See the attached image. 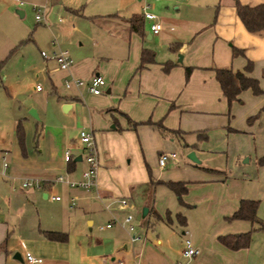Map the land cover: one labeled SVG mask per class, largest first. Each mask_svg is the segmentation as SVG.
Returning <instances> with one entry per match:
<instances>
[{"label":"crops","instance_id":"obj_1","mask_svg":"<svg viewBox=\"0 0 264 264\" xmlns=\"http://www.w3.org/2000/svg\"><path fill=\"white\" fill-rule=\"evenodd\" d=\"M146 1L92 0L88 8L77 4L71 7L60 5L69 19L67 26L60 31L78 32L76 26L87 25L92 29L91 33L98 30L108 38H101L100 41L95 38L90 55L88 51L72 50L74 62L71 60L67 71L60 70L53 60L41 58L44 71L47 73V66L54 65L51 71L61 73L62 81L75 78L87 82L92 74H98L104 80L101 88L104 95H92L81 87L71 88L67 96L57 97V107L60 104L69 105L65 114L61 111L62 114H53V119L59 124V128L54 129L58 130L56 134L60 144L55 156H61L63 165H60V160L56 164L43 161L36 166L18 161L6 165L5 169L0 165V264H28L25 253L37 260L34 264H110L116 261L121 264H264V229L251 227L245 221H225L236 210L238 201L247 199L258 202L256 217L264 225V165L257 166L255 162L264 155L263 138L257 142L254 162L245 168L234 166L229 179H223V174L192 181L195 195L199 198L197 201L187 196L189 199L186 198L185 202L193 200L205 204L203 209L192 214L186 212V216L177 208L174 211L171 208L173 193L165 186L167 182H174L171 180L143 178L142 189L135 192L132 188L138 183L131 180L118 190L110 179L115 171L100 165L93 189L81 190L55 181L59 176L69 182L81 180L85 165L77 142L79 130H89L94 144L107 150L109 145L119 140L120 132L126 135L130 131L126 127V118L131 122L144 120L133 115L140 107L145 111L146 105L156 104L163 110L168 104L180 101L185 93L193 95L200 103L212 102L219 96L223 99L212 68L241 71L248 61L252 66L249 75L257 80L264 93V33L257 36L245 31L235 14L233 0H151L155 3L153 15L161 29L153 35L149 31L150 22L143 20L142 34L138 35L130 31L127 21L132 16H141L138 13ZM237 2L250 7L264 5V0ZM10 6L7 2L0 3V16L6 14L11 18ZM25 6L33 12L30 4L23 2L18 6L13 3L18 18L24 16ZM33 44L43 47L48 53L54 51L48 44L40 45L37 41ZM80 47L82 43L78 44ZM231 48L240 54L232 56ZM142 49L153 54V63L137 70ZM178 55L179 62L175 61ZM3 61H0V70L4 66ZM166 62L172 67L163 72L161 66ZM17 63H14L12 77L4 75L6 87L0 82L5 95L0 97V107L5 115L9 101L16 99L20 86L17 82L24 79L26 73V63ZM186 67L191 68L187 79L184 77ZM49 83L54 92V82L49 80ZM240 96L247 101L249 97H257L258 102L252 104L253 110H259L263 104L262 95L253 96L249 91H243ZM76 112L82 113L79 118ZM34 114L39 119V114ZM60 115L69 119L61 120ZM259 119V123L264 124V113ZM18 120L24 118L9 120L13 134ZM114 125L120 129L119 132L115 131ZM257 129L261 132L264 125ZM70 133L73 135L69 138ZM3 145L0 134L1 163L7 153ZM17 147L20 154L21 149ZM187 149L186 162L195 168H202L196 152L188 145ZM66 150L75 151L74 155L71 154L74 163L63 161ZM190 153L197 162L187 158ZM20 155L26 159L23 152ZM171 155L173 157L163 167L157 164L158 170H164L167 163L176 160L175 155ZM76 164L82 166L79 171ZM22 177L32 180L37 188H21L17 181ZM130 183L133 187L127 190ZM144 185L148 186L147 190ZM15 186L20 193H15ZM118 193L122 197L118 198ZM187 193L188 189L181 201ZM51 196H60V199L51 200ZM120 200L126 201V207H120ZM182 203H178V207H188ZM143 209H146L144 215ZM178 214L184 217L182 224L176 218ZM126 215L132 218V232H128L122 223ZM138 215L140 218H137ZM109 223L110 227L105 228ZM248 231H251L250 242L244 249L231 251L217 241L218 236ZM43 232L65 234L66 240H48ZM131 237L137 239L131 242ZM184 238H188L191 247L197 251L196 256L190 259L181 255Z\"/></svg>","mask_w":264,"mask_h":264},{"label":"rangeland","instance_id":"obj_2","mask_svg":"<svg viewBox=\"0 0 264 264\" xmlns=\"http://www.w3.org/2000/svg\"><path fill=\"white\" fill-rule=\"evenodd\" d=\"M21 1L30 5H44L48 11L46 17L48 24L46 22L45 24L36 25L34 13L26 6L23 9L24 16L18 18L14 13L13 0H0V3L7 2L9 5L11 4L9 11L12 13L11 18L6 14L0 16V61L7 58L4 60L2 70H0V82L6 87L4 75L7 74L8 78L14 75L15 62H18L17 64L25 62L27 65L24 79L17 82L20 83V86L16 99L9 101L8 116L5 113L3 114L4 110L0 107V129H2L0 134L4 149L7 151L3 162L6 165H11L18 161L19 163L25 161L29 165L34 164L36 166L39 163L42 164L43 161L56 164L60 160V165H63L61 156L60 158L55 156L60 149V144L56 134L58 130L54 129L55 127L59 128V124L53 119V114L55 112L62 114L60 113L62 104L57 107L55 101L57 97L67 96L72 89L64 87L60 78L61 73H58L57 70L56 72L51 71L54 65H48L47 73H45L43 60L39 56V52L47 55L52 52L48 53L43 47L35 46L33 42L37 41L40 45L41 43L48 44L54 49L53 52L65 51L74 62L72 50L88 51L90 55L94 39L97 38L100 41L101 38L108 37H105L104 32L98 30L97 33H91L92 29L87 25L76 26L78 32L60 31V28L67 26L69 20L67 12L60 5L71 7V5L77 4L83 6V8H88L92 0ZM145 4L149 5L150 13L154 14L155 3L148 0ZM170 9L172 10V8ZM138 14H142L141 11ZM58 20L61 22H57ZM79 43H82L80 48H78ZM179 56L175 58V61H178ZM49 80L54 82L56 88L54 92L50 88ZM36 86L40 88L39 92L35 91ZM2 90L0 85L1 98L5 96ZM101 93L103 96V89ZM239 100V103L234 102L227 106L226 102L219 96L212 102L200 103L193 95L185 93L180 101L168 104L163 110H161L160 105L156 104L146 105L145 111L140 107L133 112V115L137 119L144 120L133 121L141 123L149 119L153 125H137L134 131L130 130L126 135L120 132L118 134L120 136L119 140L109 145L108 151L98 148L96 144L98 163L96 175L100 165L104 168L111 167L115 171V174L112 175L113 178L110 177L114 186L121 190L123 184L132 180L135 184H138L133 187L130 183L127 190L133 187L134 192L136 189L141 188L143 178L146 180L149 177L151 181L155 179L182 181L188 186V193L182 200L188 207H178L176 197L168 191L172 196L171 208L173 211L177 208V211H181L186 216V212L192 214L203 209L205 203L200 201L195 203L193 201H198L199 197L195 195L196 189L194 185H191L192 181L206 180L223 174L225 175L223 179H229L232 177L234 166L245 168L254 162L257 153V142H260L262 138L264 139V129L261 132L257 129V127H263L264 125L263 122L262 124L259 123L261 122L259 116L262 113H259L251 123H248V118L258 113V108L253 110L252 105L253 102L257 101V97H249V101H247L240 96ZM30 110H33L36 114L38 113L39 119L31 116ZM81 114L76 112L77 118ZM23 118L24 120L21 121L23 153L26 159L21 158V150L19 154L18 145L12 132V123L9 121L10 119ZM59 118L61 120L69 119L68 116L64 115H60ZM158 123L163 128L173 131V133L159 131L156 126ZM126 127L128 128V125ZM86 131L89 132V130ZM72 135L73 133H70L69 138ZM187 145L196 152L202 168H195L186 162ZM160 153L174 154L176 158L174 162L167 163L162 171L157 168V157ZM70 154L74 155L75 151L70 150ZM80 154H82L81 151ZM76 165V169L79 171L82 166L81 164ZM79 181L73 180L72 182ZM25 182L33 183L29 178L22 177L18 179L17 184L22 185ZM30 187L34 188L33 186ZM30 187L28 189H31ZM145 187H147V190L148 186L144 185ZM13 190L15 193H20L18 192V186L13 187ZM150 191L148 195H150ZM187 196L193 199L192 202H185ZM55 197L60 199V196ZM120 197L122 195L118 193V198ZM132 201L134 202V199ZM129 202L131 203L130 200ZM175 204L176 207L173 208ZM139 209L141 210V208ZM137 218H140V216L138 215Z\"/></svg>","mask_w":264,"mask_h":264},{"label":"trees","instance_id":"obj_3","mask_svg":"<svg viewBox=\"0 0 264 264\" xmlns=\"http://www.w3.org/2000/svg\"><path fill=\"white\" fill-rule=\"evenodd\" d=\"M234 2V11L241 22L245 31L250 34H254L257 36H261L264 33V5H257L254 7L240 5L237 0H233ZM129 29L131 32L141 35L143 28V18L141 16H132L128 21ZM240 52L231 48V55L236 56L239 55ZM153 63V54L145 49L141 50L139 65L137 70L144 68L146 65ZM162 71L167 72L172 64L169 62L163 63ZM251 63L246 62L243 69L241 71H231L229 69L223 68H212L214 74V79L217 82L221 96L226 102L227 106H230L231 103H239V95L243 91H249L253 96H264V93L258 86V82L256 79L250 77L251 72ZM191 71V68H184V77L187 79ZM259 113H264V100L263 104L258 110V113L250 118H248V123H251L255 120ZM128 129L134 131L137 125H153L149 120L141 123L131 122L128 118H126ZM157 128L161 132L173 133V131H169L161 126L160 123L156 124ZM115 131L119 132L120 129L114 125ZM14 134L17 141V144L21 151L23 152V129L21 125V121L18 120L14 126ZM256 165L261 166L264 165V155L256 159ZM68 164L74 163L71 158ZM165 186L168 190H170L173 195L176 197L179 204L183 205L181 201V197L187 192L186 183L182 182H167ZM258 202L253 200L242 199L237 203L236 210L232 213L231 216L225 218V221L231 220H239L248 222L251 227L257 226L258 229H264V225L260 222L256 217ZM176 218L182 224L184 222V217L181 215H176ZM252 231V230H251ZM251 231L239 234H228L223 236H218L217 241L223 245L225 248L236 251L239 249H244L248 246L250 242ZM43 235L51 241L63 242L66 240L65 234L53 233V232H43Z\"/></svg>","mask_w":264,"mask_h":264},{"label":"built area","instance_id":"obj_4","mask_svg":"<svg viewBox=\"0 0 264 264\" xmlns=\"http://www.w3.org/2000/svg\"><path fill=\"white\" fill-rule=\"evenodd\" d=\"M15 4L18 6L23 5V2L21 0H13ZM33 12H34V20L36 23H45L44 20V13H45V6L44 5H32L31 6ZM141 15L143 20L149 21V31L151 34L156 35L159 30L161 29V26L158 22H156V17L149 11V5L144 4L141 8ZM40 56L43 60H53L57 67L62 71H67L71 65V59L67 55L65 51H58V52H52L51 54H44L43 52H40ZM64 87L66 89L74 88V89H80L81 87H85L87 92L92 95H100L101 94V88L104 86V80L102 77L98 74H92L90 78L87 80V82H84L79 79L75 78H69V80H63ZM36 91H39V87H35ZM77 142L80 146V149L82 151L81 154V160L85 165L84 170L81 172V180L79 182H69L65 181L61 176L57 177L55 179L56 182L60 183H66L69 187L78 188L81 190H89L95 188L96 183V170H97V152L96 147L94 144L93 136L91 132H87L85 130H79L77 133ZM173 155L171 154H161L157 159V164L159 167H163L165 162L172 158ZM72 158L69 150L64 151L63 155V161L68 162ZM3 161V160H2ZM1 168L5 169L6 164L5 162L1 163ZM36 187V183H29L25 182L22 183L21 188H27V187ZM51 200H59L58 197L51 196ZM72 205V201H71ZM119 205L121 208L126 207L127 203L125 200H120ZM131 216L126 215L123 219V224L126 226L128 232L133 231V226L131 225ZM110 224L105 225V228H109ZM100 227L99 229H101ZM186 235V233H185ZM136 237H131L130 240L135 241ZM197 251L191 247V243L188 238H184L183 240V249L181 250V255L184 258L190 259L194 256H196ZM25 261L28 264H34L37 262L29 253H25L24 255ZM110 264H121V262H111Z\"/></svg>","mask_w":264,"mask_h":264},{"label":"water","instance_id":"obj_5","mask_svg":"<svg viewBox=\"0 0 264 264\" xmlns=\"http://www.w3.org/2000/svg\"><path fill=\"white\" fill-rule=\"evenodd\" d=\"M15 13L18 14L17 12H15ZM179 61H180V56L178 57V62H179ZM68 109H69V105H68V104H63V105H61V107H60V111H61L63 114H65V112H66ZM29 113H30L31 116H33L34 118H36V117H35V114H34V112H33V110H30ZM187 158H188L191 162H197V161L195 160V158H194V156H193L192 153L188 154ZM145 212H146V209H143V210H142V215H144Z\"/></svg>","mask_w":264,"mask_h":264}]
</instances>
